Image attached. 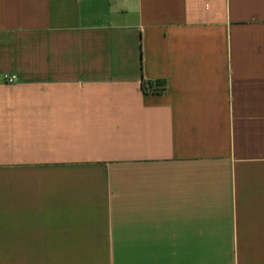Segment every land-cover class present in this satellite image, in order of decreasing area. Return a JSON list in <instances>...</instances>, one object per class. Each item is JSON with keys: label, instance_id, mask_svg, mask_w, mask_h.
I'll list each match as a JSON object with an SVG mask.
<instances>
[{"label": "crops", "instance_id": "crops-1", "mask_svg": "<svg viewBox=\"0 0 264 264\" xmlns=\"http://www.w3.org/2000/svg\"><path fill=\"white\" fill-rule=\"evenodd\" d=\"M0 264H264V0H0Z\"/></svg>", "mask_w": 264, "mask_h": 264}, {"label": "trees", "instance_id": "trees-1", "mask_svg": "<svg viewBox=\"0 0 264 264\" xmlns=\"http://www.w3.org/2000/svg\"><path fill=\"white\" fill-rule=\"evenodd\" d=\"M155 83V84H154ZM143 92H161L164 90V81L161 80H143L141 82Z\"/></svg>", "mask_w": 264, "mask_h": 264}, {"label": "built area", "instance_id": "built-area-1", "mask_svg": "<svg viewBox=\"0 0 264 264\" xmlns=\"http://www.w3.org/2000/svg\"><path fill=\"white\" fill-rule=\"evenodd\" d=\"M5 80L8 81V82H9V81H13V80H14V76H13V75H11V76H6V77H5Z\"/></svg>", "mask_w": 264, "mask_h": 264}]
</instances>
